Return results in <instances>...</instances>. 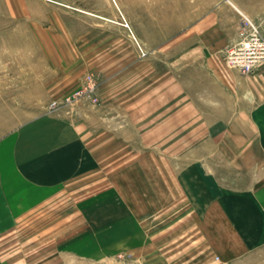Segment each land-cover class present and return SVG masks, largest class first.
Wrapping results in <instances>:
<instances>
[{"label": "rangeland", "instance_id": "374dc122", "mask_svg": "<svg viewBox=\"0 0 264 264\" xmlns=\"http://www.w3.org/2000/svg\"><path fill=\"white\" fill-rule=\"evenodd\" d=\"M212 1L0 0V96L11 100L5 104L11 108L0 110V131L24 116L46 111L84 121L91 131V147L100 153L93 157L91 172L77 175L30 224L29 230H43L42 236L25 237L16 227L12 236L0 239V244L27 242L29 250L39 248L28 252L34 259L48 257L52 246L54 251L59 247L61 256L74 248L76 264H216L213 260L217 255L209 254L205 247L187 253L186 247L177 244L180 213L185 216L190 207L188 195L197 188L201 195L203 187L201 180H181L179 172L191 165L209 166L220 185L233 186L229 180L233 174L227 172V152L249 149L251 141H229L225 139L227 132L220 141H212L218 126L211 124L217 112L211 108L189 105L188 124L181 128H186L193 140L179 139V125L172 124L169 135L170 131L165 133V126L158 124L163 122L164 113L176 111L164 103V70L169 69L171 57L173 61L179 58L187 43H181V32ZM227 46L221 55L223 65L250 73L226 63ZM27 69L40 72L45 82L42 87L29 84L36 80L35 75L28 77V85L22 82L28 76L22 71ZM53 81L59 86L54 87ZM152 84L156 86L154 93ZM3 87L8 92L3 93ZM201 96L193 92L189 100L193 97L206 105ZM149 107H155L156 125H149L154 121L153 115H147L149 110L153 112ZM149 127L155 133L149 134ZM155 136V140L150 139ZM185 148L197 149L203 155H191L194 151L176 155ZM213 148L220 149L221 156H211ZM168 167L172 171L166 175L163 168ZM154 170L171 176L166 178V186L152 185L149 172ZM133 172L142 176L137 187H131V180L125 177L126 184L118 188L119 177L131 178ZM132 209L140 213L139 219H132ZM164 209L168 210L165 220ZM183 224L184 228L185 220ZM123 229L135 235L134 242L129 236L130 243H122ZM165 236L176 239L171 259L164 258V253L170 252ZM133 249L141 250V257ZM155 251L160 256L153 257ZM232 264H264V247Z\"/></svg>", "mask_w": 264, "mask_h": 264}, {"label": "crops", "instance_id": "0c3cea01", "mask_svg": "<svg viewBox=\"0 0 264 264\" xmlns=\"http://www.w3.org/2000/svg\"><path fill=\"white\" fill-rule=\"evenodd\" d=\"M238 10L256 22L264 35V0H213L206 9L199 11L195 20L181 32V43L185 40L187 46L182 47L179 58L174 61L170 58L169 69L164 70V103L167 102L168 109L174 106L176 111L164 113V123H158L165 126V133L170 131L169 135L172 124L179 125V139L193 140V137H188L187 129L181 128L188 124L189 105L197 109L211 108L217 110L213 113L211 124L218 126L213 131L212 141H220L223 139L221 135L226 132L228 135L224 138L229 141H251L249 149L227 152V172L233 174L229 178L234 182L233 186L220 185V179L209 171V166L191 165L179 172L181 180L189 183L201 180L203 187L200 188L201 195L198 188L188 195L186 203L190 207L185 216L180 213L181 230L177 244L183 249L186 247L187 253L195 252L198 246L205 247L209 254L217 255V259L213 260L216 264H232L245 254L264 247V64L243 74L226 68L221 59L224 47L236 39L240 19ZM22 74L25 77L28 75L22 80L26 85L28 77L34 75L36 80L32 81L33 78L29 84H41L42 87L45 83L38 70L27 69ZM58 83L53 81L54 87ZM151 87L154 93L155 84ZM6 92L8 88H4L3 93ZM193 92L202 93L201 98L206 105L193 97L189 100V94ZM6 101L11 104L8 96L1 95L0 110L9 107L5 106L8 104ZM152 109L153 112L149 110L147 113L149 118L153 115L154 119L150 126L157 123L155 107ZM152 131L155 133V129L149 127V134ZM91 141V131L84 121L75 122L70 117L46 111L24 116L14 126L0 131V239L12 236L16 227L25 237L43 232L29 230V226L42 211L44 213V206L51 204L77 175L91 172L93 157L100 154L92 149ZM182 150L185 152L176 155L187 156L193 151V156L203 155L197 149ZM153 152L156 153L155 150ZM209 153L213 157L221 156L220 149L213 148ZM168 169L163 168L166 175L172 171ZM152 172H149L152 185L166 186V178L171 176H161L155 170ZM204 173L212 174L203 176ZM125 177L131 180L133 188L137 187V179L142 178L135 172L131 178L125 175L119 177L118 188L126 184ZM133 209L132 219H139L140 213ZM167 212L166 209L162 212L164 220ZM184 220L186 225L183 228ZM122 231L126 234H121L123 244L124 240L132 239L134 242L135 235L125 229ZM167 232L165 229L164 233ZM151 233L149 230V235ZM129 236L132 238L129 239ZM173 237L165 236L164 242L170 252H165L164 258L171 259V247L176 240ZM34 248L39 249L33 247L29 250L27 242L19 246L0 244V264H76L74 248H69L64 253L66 255L61 256L59 247L54 251L52 246L48 257L29 258L28 252ZM132 252L140 257L142 255L138 249ZM156 253L153 252V257L160 256Z\"/></svg>", "mask_w": 264, "mask_h": 264}, {"label": "built area", "instance_id": "2783aa9c", "mask_svg": "<svg viewBox=\"0 0 264 264\" xmlns=\"http://www.w3.org/2000/svg\"><path fill=\"white\" fill-rule=\"evenodd\" d=\"M239 25L236 39L225 48L226 63L242 72H251L264 63V35L258 25L238 10Z\"/></svg>", "mask_w": 264, "mask_h": 264}]
</instances>
